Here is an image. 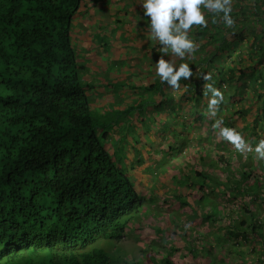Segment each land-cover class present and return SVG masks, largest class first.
<instances>
[{
	"label": "trees",
	"instance_id": "trees-1",
	"mask_svg": "<svg viewBox=\"0 0 264 264\" xmlns=\"http://www.w3.org/2000/svg\"><path fill=\"white\" fill-rule=\"evenodd\" d=\"M96 4L0 0V264H264V0H231V27L202 9L184 58L144 38L80 50L74 22ZM96 55L120 80L92 73ZM161 57L193 77L162 83ZM209 83L223 95L214 115ZM140 167L174 188L141 192ZM130 237L138 257L120 244Z\"/></svg>",
	"mask_w": 264,
	"mask_h": 264
},
{
	"label": "clouds",
	"instance_id": "clouds-1",
	"mask_svg": "<svg viewBox=\"0 0 264 264\" xmlns=\"http://www.w3.org/2000/svg\"><path fill=\"white\" fill-rule=\"evenodd\" d=\"M144 15L150 18V30L152 38L157 40L162 47L160 52L167 55L169 52L184 58L186 53L196 50L194 41L189 37V31L194 25L207 27L208 21L202 9L210 10L213 14L212 22L216 16L226 27H231L234 20L231 17V0H143ZM156 74L162 83H166L173 89L180 87V81L193 77V72L188 63L176 66L172 61L159 58L155 63ZM204 81H211L210 73L202 74ZM207 92L211 94L209 111L214 115V109L223 101L222 93L212 83L206 85ZM214 127H219L218 124ZM219 135L235 144L239 151H251L235 130L224 127L219 129ZM258 158H264V140L255 147Z\"/></svg>",
	"mask_w": 264,
	"mask_h": 264
},
{
	"label": "rangeland",
	"instance_id": "rangeland-1",
	"mask_svg": "<svg viewBox=\"0 0 264 264\" xmlns=\"http://www.w3.org/2000/svg\"><path fill=\"white\" fill-rule=\"evenodd\" d=\"M133 1L136 4L138 2L137 0H133ZM126 4H128V2H124V1H121V0H111L110 1V5H108L109 8H110V10H109V14L107 15L106 19L100 20V21H98L96 23V27L98 28L97 29V34H94L89 39L82 40V41H79V38H75L76 39L77 48H79L80 50H84L87 53H90L92 51L91 50V44L92 43H90L91 40H94V41L99 40L100 41L101 48H115L114 46H118V44L119 43H123L124 40H126V42L127 41H133L134 38L126 39L124 37V34H121V35L117 34V38L116 39H113L111 37L113 35V32H111L110 29L112 30L115 26L119 25V23H120L118 20L116 21L117 18L122 17L124 15L126 17H128V15L131 16V14H135V13L137 14L136 6H134L133 12L132 11L128 12L127 10L130 7V4H128V5H126ZM95 57H98V55L94 56V58ZM82 59L83 58L80 59V62L82 61ZM84 65L87 67V69H88L89 66H91V64L89 62H87V61L84 62ZM98 65H99L100 69H96V71H93L92 73L94 75H96V74L97 75L103 74L106 77V75H105L106 72L104 70V69H106L105 66H102V63L101 62H99ZM111 70H113V69H108L107 71L108 72L109 71L111 72ZM97 71H98V73H97ZM125 72L126 73H129L128 70H126ZM136 75L137 76H143L141 74V72H136ZM125 76H128L129 77L128 74L125 75ZM118 77H116L115 80H120ZM96 81H100V80L97 79ZM96 81L95 82H92V83L94 84V83H96ZM100 96L101 95H98L97 102L98 101L99 102H102V101H100L101 100ZM122 96H124V95H122ZM114 98H116V97L114 96ZM246 135H247V133H246ZM150 138L149 137L147 138L148 139L147 140V143L150 141ZM247 142H249V141L246 140L245 143L247 144ZM247 145L252 150H254V147L252 146L251 143H248ZM254 152H255V150H254ZM145 163L147 164V162H145ZM140 169H141V173L139 174L140 177L145 176V174L149 175V173H146V171L143 170L144 167H140ZM162 176L164 178L163 181H160V176H157V174H154V173H151L149 176L145 177L146 178V179H144L145 180V186L141 190V192L144 191L145 194H149L148 192L153 191L157 195L158 191H160V190L159 189H156L153 186L154 185H159V184H161L164 189L165 188H168L170 190L171 188H174V185H173L174 183L172 182V180H170L169 178H167V176H164V175H162ZM159 188L161 189V187H159ZM148 204L149 205H152V204H154V202L151 201ZM149 208L150 207H147L146 210H149ZM148 232H151V231L148 230L147 233ZM114 244H115V242L108 241V242H105V247H109L108 245L114 246ZM120 244H123L126 247L127 251H132V254L133 255H136L137 257L140 255V252H142V248H143V245H144L142 242L136 241L134 237H130L128 239H123ZM105 250L108 251L109 253H112L113 254V251H110L107 248H105Z\"/></svg>",
	"mask_w": 264,
	"mask_h": 264
},
{
	"label": "crops",
	"instance_id": "crops-1",
	"mask_svg": "<svg viewBox=\"0 0 264 264\" xmlns=\"http://www.w3.org/2000/svg\"><path fill=\"white\" fill-rule=\"evenodd\" d=\"M96 1H97L96 5L92 6V8L90 7L89 11H86L83 15L79 16L74 22V24H75L74 30H73L74 31V37L79 38V41L89 39L94 34H97L98 28L96 27V23L100 20L106 19L107 15L109 14L110 8L108 5H110L111 0H96ZM121 1L128 2V4H130V7L128 8L127 11L133 12L134 6H136V3L133 0H130V1L129 0H121ZM128 4H126V5H128ZM117 20L120 22L119 25L115 26L112 30L110 29V31L113 32V35L115 36V38H117V34H119V35L124 34V37L126 39L134 38L133 39L134 42L133 41L130 42V44H132V45L129 48H141V46H142L141 44L144 42L142 40L143 38L147 41H150V43L156 42V40L152 39V37L149 36L148 31L144 30L142 28V27H144V24H143L144 17L141 14V12L139 14H136V13L131 14V16L128 15V17H126L124 15L122 17L117 18L116 21ZM136 27H138V29H136ZM140 28L143 30H141ZM96 42L97 41H94V40L90 41V43H92L91 48H101V46L99 44H96ZM126 52L128 55L132 56V54L136 53V50L123 48L120 50L119 53H126ZM96 58H98V57H96ZM98 59L102 63V66H105L106 70H108V69L114 70L111 72L109 71L110 79H115L113 77H118L120 74L122 75V71L115 70V68H113V66L108 67L109 65H108V62L106 60L102 61L101 58H98ZM153 59L151 58L150 60L153 61ZM98 63H95L93 66L99 67ZM135 64H137V66L139 67V66H142L143 63L138 62ZM135 64H134V68H135ZM124 70L126 71V70H128V68L126 67V68H124ZM106 73H108V71H106ZM118 78L120 79V77H118ZM103 92H104V90H103ZM100 98H103V97H100ZM163 180H164V178H163V176H161L160 181H163Z\"/></svg>",
	"mask_w": 264,
	"mask_h": 264
}]
</instances>
